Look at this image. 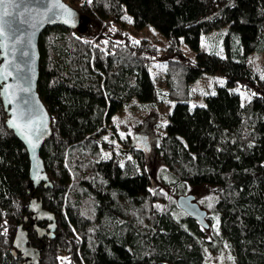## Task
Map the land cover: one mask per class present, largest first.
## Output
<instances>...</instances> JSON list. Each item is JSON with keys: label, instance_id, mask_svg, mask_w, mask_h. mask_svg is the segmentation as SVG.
Wrapping results in <instances>:
<instances>
[{"label": "trees", "instance_id": "16d2710c", "mask_svg": "<svg viewBox=\"0 0 264 264\" xmlns=\"http://www.w3.org/2000/svg\"><path fill=\"white\" fill-rule=\"evenodd\" d=\"M64 1L80 23L47 28L40 38L38 93L52 133L41 152L49 183L31 195L29 155L7 126L0 88V264H24L13 246L21 225L40 264H205L207 249L227 248L235 264H264V77L249 60L264 53V0ZM125 18L167 42V98L175 106L156 151L168 186L213 188L210 240L163 189L152 190L144 152L129 147L135 159L123 166L106 154L102 136L114 116L135 98L157 95L150 67L162 49L135 40ZM225 26L226 57L202 52V36ZM183 44L196 59L184 57ZM218 73L224 85L192 107V85ZM32 196L55 216L53 237L39 238L31 226Z\"/></svg>", "mask_w": 264, "mask_h": 264}, {"label": "water", "instance_id": "95a60500", "mask_svg": "<svg viewBox=\"0 0 264 264\" xmlns=\"http://www.w3.org/2000/svg\"><path fill=\"white\" fill-rule=\"evenodd\" d=\"M11 16L5 17L4 36H0V88L4 107L8 113V128L25 146L30 160L31 195L42 185L49 183L41 152L51 138V118L38 93L40 69V38L47 28H77L80 17L77 11L64 0H6ZM17 5H19L17 7ZM59 5L71 10L74 15L65 22L66 13ZM4 6H0V13ZM51 9V11H49ZM19 40V43L17 42ZM27 52L28 55H22ZM19 69V71H18ZM27 89L23 91L22 89ZM24 100L28 104H24ZM13 121L23 128L13 126ZM29 138L36 147L29 144ZM136 149L151 153L150 138L137 136ZM177 206L189 217L194 218L206 230L210 228L207 212L195 202L193 196H181ZM31 226L39 238L53 237L57 222L53 214L44 209L42 201L30 198ZM47 224V227L40 225ZM14 254L18 252L24 264H40V251L30 246L29 231L21 225L14 239Z\"/></svg>", "mask_w": 264, "mask_h": 264}, {"label": "rangeland", "instance_id": "374dc122", "mask_svg": "<svg viewBox=\"0 0 264 264\" xmlns=\"http://www.w3.org/2000/svg\"><path fill=\"white\" fill-rule=\"evenodd\" d=\"M125 28L137 41L147 40L158 45L162 50L159 56L152 62L150 67L151 77L156 87V98L151 102H142L138 98L130 101L116 116L110 128L102 136V143L107 144L106 154L117 156L123 166L128 159H135L132 149L137 143V136L146 135L150 138L152 146L151 153H145L147 171L152 181V190L161 188L168 195L170 204L176 203L181 196L195 197L196 204L212 216V206L215 204V195L213 188L209 185L192 186L184 185L180 190L168 186L172 183V178L168 173L167 167L162 158L157 154L156 148L159 146L162 138L166 134V126L169 121L175 103L167 98L168 88L166 85V62L163 51L167 45L164 36L154 27H146L137 30L127 18L124 19ZM229 34V27L225 26L219 30L210 32L202 36L200 50L207 54H217L226 57V38ZM184 57L187 59H196V52H193L182 45ZM251 69L264 77V53H253L249 56ZM225 77L222 74L206 75L192 85L193 101L192 107L205 104V99L218 91L223 86ZM243 103L247 102V96L241 93ZM136 148V147H135ZM219 226L217 225V230ZM214 226L206 230L208 240L214 231ZM205 264H235L229 249L215 253L209 249L206 250ZM68 263L63 259L62 264Z\"/></svg>", "mask_w": 264, "mask_h": 264}, {"label": "snow or ice", "instance_id": "6c2138e0", "mask_svg": "<svg viewBox=\"0 0 264 264\" xmlns=\"http://www.w3.org/2000/svg\"><path fill=\"white\" fill-rule=\"evenodd\" d=\"M91 2H92V0H89V3H91ZM0 6H4V8H3V12L0 13V36H4V34H5V32H4V25H5V20H4V18H5V17H8V16H11L12 13H11V12L9 11V9H8V4H7L6 0H0ZM18 6H19V5H17V7H18ZM59 7H60V8H63V9H64V12L67 14V15H66L65 22H66V23L69 22L70 19H71V17H73L74 13H73L71 10L65 8L63 5H59ZM49 11H51V9H49ZM17 42L19 43V40H18ZM21 54H22V55H25V56L28 55L27 52H22ZM18 71H19V69H18ZM22 90H23V91H27L26 88H25V89H22ZM212 94L215 95L214 92H213ZM24 104L27 105V104H28V101H27V100H24ZM13 126L17 127L18 129L21 130V132H23V128H22L19 124H16L14 121H13ZM29 144H30V146H31L33 149L36 147V145L32 143L31 138H29Z\"/></svg>", "mask_w": 264, "mask_h": 264}]
</instances>
